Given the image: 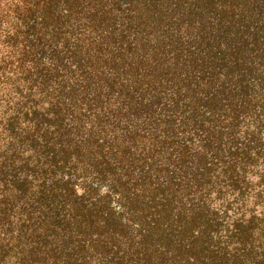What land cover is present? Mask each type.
<instances>
[{
  "label": "trees",
  "instance_id": "1",
  "mask_svg": "<svg viewBox=\"0 0 264 264\" xmlns=\"http://www.w3.org/2000/svg\"><path fill=\"white\" fill-rule=\"evenodd\" d=\"M0 264H264V0H0Z\"/></svg>",
  "mask_w": 264,
  "mask_h": 264
}]
</instances>
